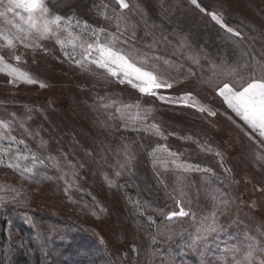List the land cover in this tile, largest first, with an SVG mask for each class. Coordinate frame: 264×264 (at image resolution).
Wrapping results in <instances>:
<instances>
[{
  "label": "rangeland",
  "instance_id": "1",
  "mask_svg": "<svg viewBox=\"0 0 264 264\" xmlns=\"http://www.w3.org/2000/svg\"><path fill=\"white\" fill-rule=\"evenodd\" d=\"M137 2L149 23L156 26L152 31L170 39H174V31L186 35L191 46L201 52L205 68L209 62H242L247 59L245 50L256 54L264 51V0H198L206 12H216L224 24L240 32L243 39L232 37L208 15L190 5L189 0H163L168 9L166 13L161 11L162 0ZM47 3L59 14H75L90 24L104 23L90 10L93 0H47ZM139 35H144L143 25ZM144 42H151V37ZM45 43L48 54L37 51L34 55L22 48L18 51L23 52L26 59V63L19 66L44 82L46 87L40 88L38 84L13 87L7 84L8 78L0 74V118L9 119L13 112L23 118L26 108H31L32 119L28 127L40 130V135L48 142L47 151L53 155L64 152L69 159L82 162L84 167L79 169L77 188L70 191L71 200L64 194L62 181L29 182L21 180L12 170L0 167V185H11L23 193L20 197L23 203L0 207V259H5L6 264H22L32 248L33 264L38 255L46 264H231L230 258L223 259V253L227 245L238 242L233 238H243L247 228L252 229L249 233L252 235L257 234V227L264 230V195L257 190L264 185V167L253 163L252 153L257 145L233 123L235 120L242 125L239 118L226 112L212 89L199 82L200 69L181 61L186 68L193 67L197 76L177 84L168 92L161 91V94L191 91L201 103L217 110L216 116L155 101L156 122L166 132L176 133L167 141L159 142L182 153L183 161L210 169L184 174L186 179L182 184L186 196L181 206L195 212L197 220L189 216L167 221L152 209L179 211L170 198V194L180 198L179 193L173 191L177 183L175 173H164L165 183H159L150 159L138 146V159L131 174L126 172L116 178L118 186L112 188L103 179V173L113 175L109 165L115 164L114 156L123 142L135 140L138 144L155 146V139L140 140L134 133L100 127L97 113L91 106L97 96L120 95L130 100L138 94L126 86L106 85L90 74L80 72L64 60L53 44ZM171 51L162 46L157 54L167 57ZM144 99L149 104L154 100ZM13 134L22 135L19 130ZM186 136L193 139H181ZM122 137H128V140L122 141ZM24 138L35 150L36 141ZM193 141L206 144L214 151H201ZM87 151H91L93 157H88ZM215 152L221 153L224 167ZM106 153L110 154L107 163H103L101 156ZM225 169L231 170V175ZM233 180L239 183H233ZM149 181L158 188V193L147 190ZM210 186L220 188L233 203L230 218L220 217L224 231L218 237L210 236L207 245L197 251L188 247V241L190 234H195L199 218L211 211L210 200L205 195ZM6 195V192H0V196ZM130 200L150 206L144 216L135 211ZM189 200L190 204L187 203ZM253 202L254 208L249 206ZM97 205L105 211L101 212ZM149 215L155 223L147 220ZM260 239L264 240V236Z\"/></svg>",
  "mask_w": 264,
  "mask_h": 264
},
{
  "label": "snow or ice",
  "instance_id": "2",
  "mask_svg": "<svg viewBox=\"0 0 264 264\" xmlns=\"http://www.w3.org/2000/svg\"><path fill=\"white\" fill-rule=\"evenodd\" d=\"M189 3L208 15L232 37L243 39L242 34L227 27L216 12H206L198 0H189ZM90 10L104 23L90 24L87 20L79 19L75 14H59L50 8L47 0H0V22H2L0 74L6 76L7 84L13 87H18L20 84H38L40 88L46 87L44 82L37 80L19 66L26 63V59L24 53L19 52L18 49L30 50L34 55L37 51L48 54L49 48L46 47L45 42H49L59 50L65 61L80 72L90 74L106 85L118 84L132 89L138 94L135 99L125 100L120 95L106 94L97 96L91 107L97 113L100 127L134 133L140 140L154 138L155 146L138 144L135 140L131 143L123 142L114 156L115 164L109 165L113 168V175L110 177L108 173H103V179L112 188L118 186L116 178L126 172L131 174L138 159L136 151L138 146L150 159L159 183H165L162 176L169 171L175 173L177 181L173 191L178 192L180 198L171 194L170 198L179 207V211L165 212L163 209H152V211L163 216L167 221L189 216L194 221L197 220L195 212L186 211L185 207L181 206L186 196L182 184L186 179L184 174L207 172L210 169H203L198 164L183 161L182 153L170 150L167 143L159 142L167 141L168 137L176 133L166 132L156 122L155 101L178 108H193L210 117L216 116L217 110L201 103L191 91L177 95L161 94V91L168 92L177 84H183L197 76L193 67L186 68L181 61H187L195 68H199L201 77L199 82L212 89L215 97H219L222 101L226 112L230 111L239 118L242 125L235 120L233 123L257 145V149L252 153L253 163L258 167H264V51L256 54L245 50L244 55L247 59L242 62L238 61L235 64L226 61L220 64L209 62L205 68L201 52L191 46L186 35L174 31L172 33L174 39H170L169 36L152 31L151 29L156 26L149 23L137 0H98V2L93 0ZM161 11L162 13L168 11L163 0ZM141 25H143V36L139 35ZM148 37H151V42H144ZM162 46L165 49H172L170 56L157 54V50ZM144 98H154V100L149 104ZM32 111L31 108H26L23 118L18 117L14 112L9 114V119L0 118V167L12 170L21 180L29 182L62 181L64 194L71 200L70 191L77 188L79 169H82L84 164L69 159L64 152L53 155L47 151L48 142L40 135V130H30L28 127V122L32 119ZM228 118L232 120V116ZM18 130L22 133L20 137L13 134ZM25 136L36 141L35 150L27 143ZM181 139L193 138L186 136ZM127 140L128 137H122V141ZM193 142L201 151L209 153L214 151L206 144ZM108 154L110 153L101 156L103 163H107ZM86 155L93 157L91 151H87ZM215 155L220 158L221 167H224L221 153L215 152ZM52 171L56 174H49ZM225 171L231 175V170L225 169ZM232 182L239 183L235 180ZM165 188L167 189L166 184ZM257 190L264 195V185ZM0 192L7 193L6 196H0V207L9 203H23L20 200L23 193L16 187L0 185ZM205 195L210 200L211 211L199 218L195 234H190L188 241V247L197 251L201 246L207 245L210 236L215 234L218 237L220 232L224 231L220 217L230 218L229 212L233 203L220 188L210 186L205 191ZM129 202L140 216H144L150 207L141 205L139 201ZM187 203L190 204L191 201ZM249 206L254 208L255 202ZM100 211L103 212L105 209L100 207ZM92 214L96 215V212L93 211ZM147 220L155 223L151 215L147 216ZM26 222L31 223L30 220ZM166 231L171 232V229L166 228ZM251 231V228H247L243 238L234 237L233 239L238 242L226 246L223 259L230 258L231 264H264V240L260 239L264 236V230L257 227L256 235L249 234ZM132 250L135 251V248Z\"/></svg>",
  "mask_w": 264,
  "mask_h": 264
},
{
  "label": "trees",
  "instance_id": "3",
  "mask_svg": "<svg viewBox=\"0 0 264 264\" xmlns=\"http://www.w3.org/2000/svg\"><path fill=\"white\" fill-rule=\"evenodd\" d=\"M147 190H149V192L151 191V192H154V194L155 193H158V188H154L153 186H152V182H148V189ZM30 252H28L27 253V255L25 256V258H24V262H23V259H22V264H33V262H32V260L35 258L34 257V255H33V253H31V251H32V248H30V250H29ZM36 261H35V264H46V262H45V260L43 259V258H41L39 255L38 256H36ZM0 264H6V260L5 259H3V258H1L0 259Z\"/></svg>",
  "mask_w": 264,
  "mask_h": 264
}]
</instances>
